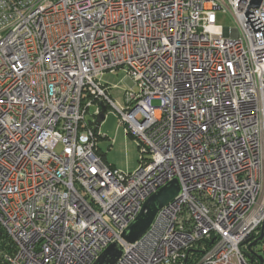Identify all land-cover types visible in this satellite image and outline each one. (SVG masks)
I'll return each mask as SVG.
<instances>
[{
  "label": "built area",
  "instance_id": "built-area-1",
  "mask_svg": "<svg viewBox=\"0 0 264 264\" xmlns=\"http://www.w3.org/2000/svg\"><path fill=\"white\" fill-rule=\"evenodd\" d=\"M249 2L0 0V264H93L114 241L115 264H260L264 36ZM218 11L235 27L218 32ZM118 69L137 87L126 108L100 81ZM102 102L138 144L134 172L99 153ZM173 179L181 193L125 241Z\"/></svg>",
  "mask_w": 264,
  "mask_h": 264
},
{
  "label": "rangeland",
  "instance_id": "rangeland-1",
  "mask_svg": "<svg viewBox=\"0 0 264 264\" xmlns=\"http://www.w3.org/2000/svg\"><path fill=\"white\" fill-rule=\"evenodd\" d=\"M236 23L233 15L229 11L217 12V31L222 33L227 27H235ZM100 81L109 89L108 94L120 108H126L125 101L126 90L137 91L132 79L128 76L126 70L118 69L106 72ZM154 105L159 104V100L153 101ZM95 107L90 109L88 119L92 120L90 115ZM101 138L98 143L99 153L104 155V161L122 172H134L140 165V149L138 144L126 131V126L120 123L118 113L111 107H108L105 113V119L99 126ZM61 146L57 147L60 152Z\"/></svg>",
  "mask_w": 264,
  "mask_h": 264
},
{
  "label": "water",
  "instance_id": "water-1",
  "mask_svg": "<svg viewBox=\"0 0 264 264\" xmlns=\"http://www.w3.org/2000/svg\"><path fill=\"white\" fill-rule=\"evenodd\" d=\"M263 3V0H250L249 5L245 11L251 26L254 31H263L264 36V24L260 16H254L255 8H259ZM101 111L96 116L95 124L97 128L102 124L105 119V113L107 110L106 105L102 102ZM181 193V186L177 179H173L154 194H152L143 204L137 217L124 229L122 232V238L129 242L134 243L140 239L147 230L153 224L159 211L171 203ZM264 238V224L262 226V232L259 238L252 243L257 244ZM203 253V252H202ZM124 254L123 246L118 242H112L97 258L93 264H115ZM248 257L252 261L253 256L248 253ZM260 264H264V257L259 255Z\"/></svg>",
  "mask_w": 264,
  "mask_h": 264
},
{
  "label": "trees",
  "instance_id": "trees-1",
  "mask_svg": "<svg viewBox=\"0 0 264 264\" xmlns=\"http://www.w3.org/2000/svg\"><path fill=\"white\" fill-rule=\"evenodd\" d=\"M104 159V155H101ZM211 241H208L206 244H203V242H199L194 248L191 249L190 257L188 263L193 260H198L202 257V250L201 247L206 246L207 248L210 246ZM10 246V240L5 233L4 229L0 225V250L9 248Z\"/></svg>",
  "mask_w": 264,
  "mask_h": 264
}]
</instances>
